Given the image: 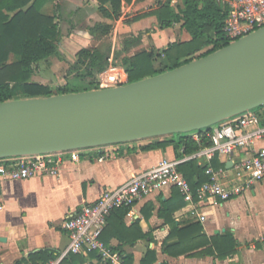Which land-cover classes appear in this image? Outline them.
<instances>
[{"label": "crops", "instance_id": "0c3cea01", "mask_svg": "<svg viewBox=\"0 0 264 264\" xmlns=\"http://www.w3.org/2000/svg\"><path fill=\"white\" fill-rule=\"evenodd\" d=\"M163 1H122L118 20L103 17L96 0H51L45 6L55 3V9L42 11L54 14L57 22L60 16L63 17L66 25L74 31L70 36L81 37L82 41L78 43L73 36L70 39L78 49L105 48L101 43L106 36L95 37L88 29L95 23H104L112 25L113 41L141 34L140 46L162 50L177 39L188 37L181 30L180 23L160 29L154 15L127 20L157 9ZM179 2L172 0L170 6L177 11ZM67 5L68 9L62 7ZM67 19L71 22L67 23ZM83 24L87 27L79 29ZM194 134L188 136L193 139ZM165 138L172 137L156 139ZM153 139L83 149L79 151L78 160L64 163L58 177L35 176L1 181L0 264H44L45 257H56L66 249L69 236L62 223L69 216L77 213L84 204L94 202L104 191L115 189L132 175L155 166L161 159L176 158L173 145L151 150L141 148ZM254 147H264V139L255 141ZM107 151L112 155L99 161L98 158ZM194 153L186 155L187 160L197 159L199 164H206L203 158L193 157ZM217 159L221 163L223 157ZM176 190L168 187L148 194L122 217L115 211L103 234L107 245L122 255H130L132 264H142L147 251L154 253L152 264H264V181L254 184L236 198L226 201L210 199L202 204L200 210L205 214L204 222L192 216V205L184 198L180 199ZM194 221L202 225L207 236L230 233L237 244L235 253L223 259L207 255L177 258L166 253V245L176 240V237L169 236L174 224L180 228ZM62 264L107 263L94 253H79L69 254Z\"/></svg>", "mask_w": 264, "mask_h": 264}, {"label": "water", "instance_id": "95a60500", "mask_svg": "<svg viewBox=\"0 0 264 264\" xmlns=\"http://www.w3.org/2000/svg\"><path fill=\"white\" fill-rule=\"evenodd\" d=\"M261 106L264 26L138 81L0 102V158L201 131Z\"/></svg>", "mask_w": 264, "mask_h": 264}, {"label": "trees", "instance_id": "16d2710c", "mask_svg": "<svg viewBox=\"0 0 264 264\" xmlns=\"http://www.w3.org/2000/svg\"><path fill=\"white\" fill-rule=\"evenodd\" d=\"M50 1L0 0V102L68 93L65 86L58 87L56 92H53L48 85L32 80L36 64L46 61L51 56H60L59 42L62 35L60 26L55 20L54 14L42 11ZM96 1L98 11L103 17L118 20L121 15V2L130 3L132 0ZM171 1L164 0L157 9L135 15L127 21L154 15L157 17L160 29L180 23L181 30L188 35L186 39H177L162 50H155L153 47L135 50L142 43L141 34L117 38L113 50L110 47H81L75 53L76 59L69 73L74 72L75 76L80 79L92 82L93 78L106 68L108 58L112 53L113 62L124 68L128 76V83H130L176 68L228 44L229 41L223 32L224 20L227 16L225 5L216 0H178L180 4L175 11L170 6ZM88 29L90 34L99 38L109 35L112 25L95 23ZM89 89L91 88L87 90ZM260 115L262 123H264V106ZM168 145H173L176 149V158H179L198 151L201 147L208 145V142L205 136L200 142H196L188 135H180L177 140L155 138L151 143L141 148L151 150L165 148ZM181 148H183L182 152H180ZM220 165L221 163L215 157L212 166L217 168ZM205 169L206 164H199L197 159H189L178 165V170L192 189L208 179ZM177 190V195L183 199L182 194ZM115 211H118L122 217L128 209L117 208L107 217L106 225L100 236L104 243L106 242L103 239V234ZM169 236L176 237V240L167 244L164 251L177 258L207 255L223 259L233 255L236 251L237 244L230 233L207 236L198 221L180 228L174 224ZM119 253L122 256L123 264H132L130 255ZM51 258L55 257L47 256L44 258V262ZM154 259V253L147 251L141 263L152 264Z\"/></svg>", "mask_w": 264, "mask_h": 264}, {"label": "built area", "instance_id": "2783aa9c", "mask_svg": "<svg viewBox=\"0 0 264 264\" xmlns=\"http://www.w3.org/2000/svg\"><path fill=\"white\" fill-rule=\"evenodd\" d=\"M216 1L227 7L223 32L229 42L264 26V0ZM126 83L127 73L120 64L113 62L111 53L106 68L96 75V89ZM201 131H196L193 139L200 142L205 136L208 145L201 147L193 157L205 160L206 181L192 189L178 170V165L189 158L186 155L161 159L155 166L132 175L115 189L104 191L94 202L84 204L77 213L69 216L62 223L69 236L68 246L44 264H61L67 255L79 253H94L107 264H123L121 254L100 239L106 219L113 210L130 209L148 194L175 187L192 205V216L204 222L205 214L200 210L202 204L210 199L226 201L236 198L254 184L264 181V147H254L255 141L264 139V123L260 114L253 110L245 111L213 125L210 130ZM81 150L0 158V182L35 176L58 177L64 163L78 160ZM111 155L112 152L107 151L98 160ZM215 157H223L217 168L212 166Z\"/></svg>", "mask_w": 264, "mask_h": 264}, {"label": "rangeland", "instance_id": "374dc122", "mask_svg": "<svg viewBox=\"0 0 264 264\" xmlns=\"http://www.w3.org/2000/svg\"><path fill=\"white\" fill-rule=\"evenodd\" d=\"M52 3V2H51ZM49 7V8H48ZM56 5L55 3H52V6H45L42 10L49 12L52 9H55ZM65 9H68L69 6H62ZM67 23H70L71 20L67 19ZM58 24L61 29V38L59 42V53L60 56H51L46 61H42L34 66V76L32 78L33 81L42 83L45 85H48L53 92H56L58 87H64L66 88V91L68 92H79L83 90H87L88 88H96V76L93 78L92 82H90L87 79H80L79 77L75 76V73H69L71 70V67L76 59L75 53L78 50V45L74 44L70 39L73 36V39L76 43L78 41H82L81 37H78L73 34V29L71 26L66 25L65 21L63 20V17L60 16ZM86 25H81L79 29L86 28ZM116 40L113 41L112 35H107L101 43L102 47H110L115 48ZM145 47L140 46L136 49H140ZM263 110V106L253 109L254 112L257 114H260ZM211 128V127H210ZM205 130V129H204ZM196 131H192L189 133H175L172 135H169L173 139L177 140L180 135H190L192 133H195ZM133 142V141H132ZM123 144V143H120ZM119 145V144H116Z\"/></svg>", "mask_w": 264, "mask_h": 264}]
</instances>
